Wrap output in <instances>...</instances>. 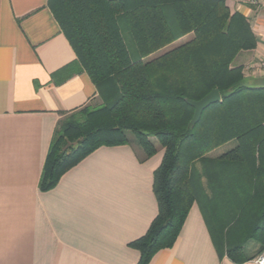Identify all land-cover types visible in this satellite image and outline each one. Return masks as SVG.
Listing matches in <instances>:
<instances>
[{"label": "trees", "instance_id": "obj_1", "mask_svg": "<svg viewBox=\"0 0 264 264\" xmlns=\"http://www.w3.org/2000/svg\"><path fill=\"white\" fill-rule=\"evenodd\" d=\"M48 9L103 102L60 121L40 189L53 188L99 147L133 144L145 158L160 147L164 153L153 179L158 212L133 244L138 264L174 245L197 199L195 162L204 165L213 185L205 210L222 232L228 258L254 259L244 253L249 242L258 246L257 255L264 252V87L246 86L243 68L232 67L239 53L256 48L249 20L224 0H48ZM212 90L220 102L189 127L194 110L185 101H199ZM231 141L230 150L207 157Z\"/></svg>", "mask_w": 264, "mask_h": 264}, {"label": "crops", "instance_id": "obj_2", "mask_svg": "<svg viewBox=\"0 0 264 264\" xmlns=\"http://www.w3.org/2000/svg\"><path fill=\"white\" fill-rule=\"evenodd\" d=\"M244 15L256 48L232 67L264 57V0H224ZM76 56L48 9V0H0V264H138L133 247L155 219L154 172L164 150L145 158L135 145L102 146L66 171L46 191L40 180L60 121L92 104L100 93L75 64ZM253 65V66H254ZM247 83L264 78L244 72ZM194 202L174 245L149 264L236 263L222 232Z\"/></svg>", "mask_w": 264, "mask_h": 264}, {"label": "rangeland", "instance_id": "obj_3", "mask_svg": "<svg viewBox=\"0 0 264 264\" xmlns=\"http://www.w3.org/2000/svg\"><path fill=\"white\" fill-rule=\"evenodd\" d=\"M166 17H167L169 24L171 25L172 24L171 17L168 16L167 14H166ZM119 26H120V30H121L124 42L126 44L127 50L129 52L130 58L132 59V61L138 59V56H137L136 51L134 49V45H133V43H132V41L128 35L126 25L123 22V19L121 17H119ZM251 29H252V27H251ZM174 45H176V44H173L171 46H174ZM253 65L246 66L245 68L242 67L243 73L244 72H251L256 77H258L255 73L257 65L256 64L254 66ZM245 85L248 87H257V86H262L263 84L247 83V81H246ZM98 106H100V105H98L96 103V104H92L89 107L91 109H93V108H96ZM234 145H235V142L231 141V142L219 147L218 149L212 151L207 157L210 159H214V158L220 156L221 154L227 152L228 150H230ZM207 181H208V176L205 175L204 165H202L201 162H195L194 164H192V175H191L192 187H193V190L195 191V193L197 195L196 202H198L200 204L201 209L204 211H206L205 208L208 209V207L205 206L206 203L208 201H210L212 198V195H214L213 185L207 184ZM251 244H253V243H251Z\"/></svg>", "mask_w": 264, "mask_h": 264}, {"label": "water", "instance_id": "obj_4", "mask_svg": "<svg viewBox=\"0 0 264 264\" xmlns=\"http://www.w3.org/2000/svg\"><path fill=\"white\" fill-rule=\"evenodd\" d=\"M264 87V82H263ZM220 95L217 90H212L210 93H208L206 96H204L199 101H190L186 100V104L193 108L194 113L192 116V119L189 123V127H194L200 120L202 112L207 109L209 106L217 104L220 102Z\"/></svg>", "mask_w": 264, "mask_h": 264}, {"label": "built area", "instance_id": "obj_5", "mask_svg": "<svg viewBox=\"0 0 264 264\" xmlns=\"http://www.w3.org/2000/svg\"><path fill=\"white\" fill-rule=\"evenodd\" d=\"M260 3V0H248V4L252 7H258ZM256 75L258 77L264 78V57L262 58V60L257 64L256 67V71H255ZM255 264H264V252H262L255 260H254Z\"/></svg>", "mask_w": 264, "mask_h": 264}]
</instances>
